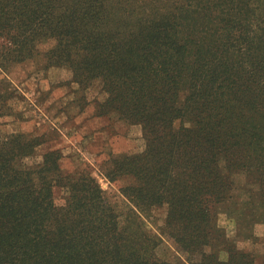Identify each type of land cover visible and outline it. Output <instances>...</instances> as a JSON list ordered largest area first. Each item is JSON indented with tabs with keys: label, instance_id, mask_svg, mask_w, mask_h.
I'll return each mask as SVG.
<instances>
[{
	"label": "trees",
	"instance_id": "trees-1",
	"mask_svg": "<svg viewBox=\"0 0 264 264\" xmlns=\"http://www.w3.org/2000/svg\"><path fill=\"white\" fill-rule=\"evenodd\" d=\"M48 40L49 64L99 79L102 112L141 125L144 151L113 156L106 174L132 178L134 220L120 226L96 178L64 174L56 150L27 164L35 141L0 134V264H174L143 228L162 205L190 264H255L216 235L213 207L230 196L221 162L264 169V0H0V66Z\"/></svg>",
	"mask_w": 264,
	"mask_h": 264
},
{
	"label": "rangeland",
	"instance_id": "rangeland-1",
	"mask_svg": "<svg viewBox=\"0 0 264 264\" xmlns=\"http://www.w3.org/2000/svg\"><path fill=\"white\" fill-rule=\"evenodd\" d=\"M52 40L39 44V52L20 62L0 66V92L6 107L0 117V134H22L35 141L27 164L42 160L44 153L56 150L64 174L85 172L96 178L110 201L120 211V226L134 218L122 189L130 185L127 175L108 179L113 156L143 152L145 139L141 125L132 124L116 112L99 108L107 92L99 79L80 84L69 65H51L44 51ZM222 171L231 184L230 196L213 207L217 236L250 252L255 264H264V169L250 176L246 169ZM261 189L260 195H255ZM54 200L64 203V189L55 185ZM167 206H156L142 215L143 228L155 241L156 255L174 264H190L171 235L165 231ZM129 221V222H128Z\"/></svg>",
	"mask_w": 264,
	"mask_h": 264
}]
</instances>
